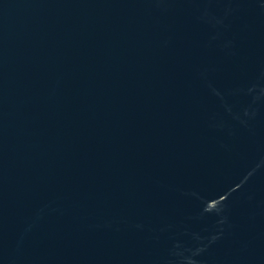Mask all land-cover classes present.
<instances>
[{
    "label": "water",
    "instance_id": "95a60500",
    "mask_svg": "<svg viewBox=\"0 0 264 264\" xmlns=\"http://www.w3.org/2000/svg\"><path fill=\"white\" fill-rule=\"evenodd\" d=\"M0 264H264V0H0Z\"/></svg>",
    "mask_w": 264,
    "mask_h": 264
}]
</instances>
